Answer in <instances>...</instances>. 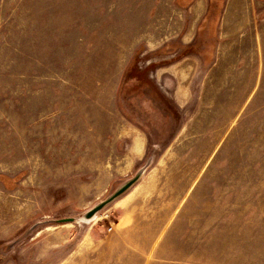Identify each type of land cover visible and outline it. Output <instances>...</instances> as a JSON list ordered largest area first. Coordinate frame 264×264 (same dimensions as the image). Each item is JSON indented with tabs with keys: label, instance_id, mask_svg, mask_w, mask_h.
<instances>
[{
	"label": "rangeland",
	"instance_id": "rangeland-1",
	"mask_svg": "<svg viewBox=\"0 0 264 264\" xmlns=\"http://www.w3.org/2000/svg\"><path fill=\"white\" fill-rule=\"evenodd\" d=\"M0 264H264V0H0Z\"/></svg>",
	"mask_w": 264,
	"mask_h": 264
},
{
	"label": "water",
	"instance_id": "water-1",
	"mask_svg": "<svg viewBox=\"0 0 264 264\" xmlns=\"http://www.w3.org/2000/svg\"><path fill=\"white\" fill-rule=\"evenodd\" d=\"M141 174V172H138L137 174H136V176H134L133 178H131V179H129V180H127V181H125L111 196H109L107 199H106V201H105V203H107V202H109V201H111L113 198H115L117 195H119L120 193H122L124 190H126L127 188H128V186L130 185V184H132V182L133 181H135L138 177H139V175ZM100 206H102L101 204H100ZM96 207H99V206H96ZM95 211V210H94ZM91 213V212H90ZM90 215H88L87 216V218L89 217Z\"/></svg>",
	"mask_w": 264,
	"mask_h": 264
}]
</instances>
